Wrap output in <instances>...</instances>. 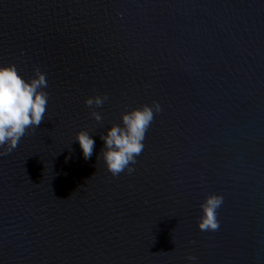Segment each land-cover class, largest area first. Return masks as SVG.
<instances>
[{"label":"water","instance_id":"water-1","mask_svg":"<svg viewBox=\"0 0 264 264\" xmlns=\"http://www.w3.org/2000/svg\"><path fill=\"white\" fill-rule=\"evenodd\" d=\"M0 264H264V0H0Z\"/></svg>","mask_w":264,"mask_h":264}]
</instances>
